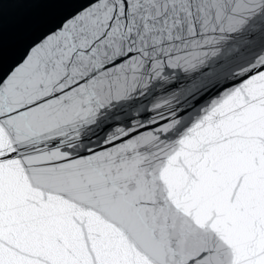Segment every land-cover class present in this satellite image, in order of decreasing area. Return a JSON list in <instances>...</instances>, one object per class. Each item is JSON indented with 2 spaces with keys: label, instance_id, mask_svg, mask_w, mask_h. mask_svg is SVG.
I'll use <instances>...</instances> for the list:
<instances>
[{
  "label": "snow or ice",
  "instance_id": "snow-or-ice-1",
  "mask_svg": "<svg viewBox=\"0 0 264 264\" xmlns=\"http://www.w3.org/2000/svg\"><path fill=\"white\" fill-rule=\"evenodd\" d=\"M0 264H264V0H95L33 46Z\"/></svg>",
  "mask_w": 264,
  "mask_h": 264
},
{
  "label": "water",
  "instance_id": "water-1",
  "mask_svg": "<svg viewBox=\"0 0 264 264\" xmlns=\"http://www.w3.org/2000/svg\"><path fill=\"white\" fill-rule=\"evenodd\" d=\"M95 0H0V83L30 49Z\"/></svg>",
  "mask_w": 264,
  "mask_h": 264
}]
</instances>
